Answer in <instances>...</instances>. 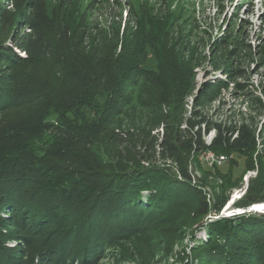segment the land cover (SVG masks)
Returning <instances> with one entry per match:
<instances>
[{
    "label": "trees",
    "instance_id": "obj_1",
    "mask_svg": "<svg viewBox=\"0 0 264 264\" xmlns=\"http://www.w3.org/2000/svg\"><path fill=\"white\" fill-rule=\"evenodd\" d=\"M27 12L30 34L24 29L10 37L26 58L0 44V114L33 108L50 94L30 73L21 75L22 69L30 71L37 58L55 50L53 42L43 38L42 22L48 18L43 8L34 3ZM58 38L61 48L55 55L60 63L53 78L75 85L70 88L73 100L94 119L82 117L78 126L62 115L57 127L34 124L26 135L64 138L48 143L44 151L32 148L29 139L6 146L8 158L0 161V235L5 225L12 224L23 242L35 243L37 253L22 263L0 239V264H72L81 256L98 254L109 239L184 207H190L192 219L198 218L199 227H204L207 217L218 214L228 197L207 200L193 183L186 157L208 150L242 154L254 150L256 139L250 128H206L195 116L193 122L174 118L161 135L153 134L151 125L136 133L125 131L119 119L129 104V90L147 74L134 56L139 49L125 40L118 51L117 44L95 43L91 38L77 44L69 32L59 33ZM67 58L73 61L71 66L64 64ZM179 84L177 74L171 72L160 85L176 89ZM52 105L57 113L70 107L65 102ZM210 131L213 138L205 145L202 136ZM259 203L264 197L249 187L238 206ZM207 235L215 246L209 259L199 264H264V214L213 220L207 223Z\"/></svg>",
    "mask_w": 264,
    "mask_h": 264
},
{
    "label": "rangeland",
    "instance_id": "obj_2",
    "mask_svg": "<svg viewBox=\"0 0 264 264\" xmlns=\"http://www.w3.org/2000/svg\"><path fill=\"white\" fill-rule=\"evenodd\" d=\"M2 1L0 44L26 58L10 43V37L24 29L30 34L26 20L31 14L27 9L35 3L48 16L42 22L43 38L52 41L56 51L52 48V55L37 58L30 71L20 68L22 76L30 73V78L50 94L33 108L0 114V161L8 158L5 151L10 143L29 139L32 148L44 151L51 142L64 139L49 133L36 138L26 135L38 122L57 127L62 115L71 125L80 126L82 117L93 121L86 107L73 100L70 88L75 85L53 78L60 63L55 55L61 48L58 34L69 32L76 43L91 38L95 43L117 44L118 51L125 40L139 49L134 56L147 74L129 90V104L119 119L125 131L136 133L151 125L153 134L161 135L174 118L193 122L195 116L206 128H250L256 139L254 150L243 154L208 150L224 157L214 166L217 168L203 160L207 151L186 157L193 183L207 200L212 202L222 194L228 197L218 214L207 217V223L248 214L236 210L242 209L238 204L249 187L264 197V0ZM72 63L67 58L64 64ZM171 72L180 82L176 89L174 85H160ZM64 102L70 107L57 113L52 103ZM181 125L183 128L184 122ZM213 135L210 131L202 136L205 145ZM189 208L171 210L128 235L109 239L98 254L81 256L72 264H199L209 259L215 244L208 240L207 223L199 227V219H192ZM12 226L5 225L0 235L3 247L16 253L22 263L29 262L37 246H28L21 240L20 230Z\"/></svg>",
    "mask_w": 264,
    "mask_h": 264
},
{
    "label": "built area",
    "instance_id": "obj_3",
    "mask_svg": "<svg viewBox=\"0 0 264 264\" xmlns=\"http://www.w3.org/2000/svg\"><path fill=\"white\" fill-rule=\"evenodd\" d=\"M203 160L207 163L208 166L213 167L220 165L224 161V157L213 155L212 153H210V151H207L203 156Z\"/></svg>",
    "mask_w": 264,
    "mask_h": 264
},
{
    "label": "water",
    "instance_id": "obj_4",
    "mask_svg": "<svg viewBox=\"0 0 264 264\" xmlns=\"http://www.w3.org/2000/svg\"><path fill=\"white\" fill-rule=\"evenodd\" d=\"M264 203H259V204H254V205H251L249 207H246V208H243V209H239L241 211L242 214L244 213H257V214H264V211L263 212H259L257 210H254L255 207L259 206V205H262Z\"/></svg>",
    "mask_w": 264,
    "mask_h": 264
},
{
    "label": "bare ground",
    "instance_id": "obj_5",
    "mask_svg": "<svg viewBox=\"0 0 264 264\" xmlns=\"http://www.w3.org/2000/svg\"><path fill=\"white\" fill-rule=\"evenodd\" d=\"M210 153H212V152H210ZM212 154H213V153H212ZM213 155H215V154H213ZM231 204H232V202H230V203L228 204V206L226 207L227 210L230 209V205H231ZM254 210H257V211H259V212H263V211H264V204L255 207ZM236 211H237V213H239V214L241 213V211H240L239 209L236 210ZM236 211H234V212H236ZM238 211H240V212H238Z\"/></svg>",
    "mask_w": 264,
    "mask_h": 264
}]
</instances>
